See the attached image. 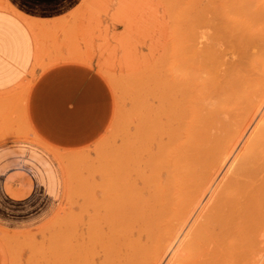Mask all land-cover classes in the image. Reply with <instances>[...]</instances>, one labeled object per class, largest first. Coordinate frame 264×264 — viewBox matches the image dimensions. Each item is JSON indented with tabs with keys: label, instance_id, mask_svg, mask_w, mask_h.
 I'll return each instance as SVG.
<instances>
[{
	"label": "bare ground",
	"instance_id": "bare-ground-1",
	"mask_svg": "<svg viewBox=\"0 0 264 264\" xmlns=\"http://www.w3.org/2000/svg\"><path fill=\"white\" fill-rule=\"evenodd\" d=\"M140 75L45 264H139L182 233L216 243L264 212V0L206 1L203 33H171Z\"/></svg>",
	"mask_w": 264,
	"mask_h": 264
},
{
	"label": "rangeland",
	"instance_id": "rangeland-1",
	"mask_svg": "<svg viewBox=\"0 0 264 264\" xmlns=\"http://www.w3.org/2000/svg\"><path fill=\"white\" fill-rule=\"evenodd\" d=\"M206 1L83 0L74 20L46 22L44 25L26 21L34 32L36 59L15 90L0 93V142L9 137L30 138L44 145L58 163L61 193L53 211L39 224L27 229L0 226V264H45L42 258L46 237L50 234L55 238L53 229L61 223V216H70L76 209L79 196L84 200L89 195L93 184L92 164L105 161L110 133L113 132L117 144L120 141L117 136L124 107V114H131V104L126 100L128 97L132 102L135 99V85L142 69L152 65L158 43L162 41L165 46L171 33H203V5ZM4 7V0H0V8ZM64 62L91 68L104 82L108 101L102 123L90 139L74 146L58 147L49 145L34 132L23 99L38 72ZM128 91L132 94L128 95ZM263 215L264 212L255 211L242 234L231 232L216 243L205 239L187 243L185 233L174 239L171 246L168 243L172 240L162 242L170 247L167 246L169 250L162 259L155 257L157 263L264 264ZM70 217H67L68 222ZM151 244H148L150 249L155 250L156 245L153 244V248ZM178 248L181 251L177 252ZM151 254L143 258L145 263L142 264L147 261L155 264V253ZM53 260L51 264H55ZM142 260L137 262L141 264Z\"/></svg>",
	"mask_w": 264,
	"mask_h": 264
},
{
	"label": "crops",
	"instance_id": "crops-1",
	"mask_svg": "<svg viewBox=\"0 0 264 264\" xmlns=\"http://www.w3.org/2000/svg\"><path fill=\"white\" fill-rule=\"evenodd\" d=\"M83 0H4L0 8V93L15 90L36 59L32 29L26 21L74 20ZM34 132L52 146H74L99 129L108 92L91 68L57 63L38 72L24 95ZM61 193L58 163L30 138L0 142V226L27 229L43 221Z\"/></svg>",
	"mask_w": 264,
	"mask_h": 264
}]
</instances>
